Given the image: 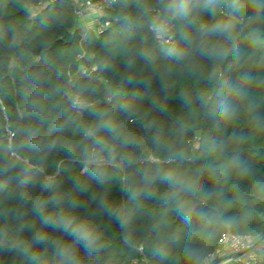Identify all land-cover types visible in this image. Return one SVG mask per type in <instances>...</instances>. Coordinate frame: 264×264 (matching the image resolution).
I'll return each instance as SVG.
<instances>
[{
  "label": "trees",
  "instance_id": "16d2710c",
  "mask_svg": "<svg viewBox=\"0 0 264 264\" xmlns=\"http://www.w3.org/2000/svg\"><path fill=\"white\" fill-rule=\"evenodd\" d=\"M204 2L200 0L195 14L197 22L222 12L219 3L205 8ZM251 14L250 8L236 21L235 47L225 45L229 50L223 58L196 56L172 65L164 92L159 71L170 62L163 48L183 46V25L173 20V39L165 45L157 41L148 25L162 15L158 0H116L104 16L112 25L100 35L91 32L84 48L70 0H0V165L5 158L14 159L6 157L7 123L13 132L22 130L18 140L25 142L17 154V169L0 174V229L20 243L16 251H0V264H58L53 254L56 243H71L66 234L41 223L32 208L36 200L43 203L44 215L72 217L94 229L97 251L88 255L78 248L79 264H202L228 232L263 242L264 9L249 22ZM185 30L193 33V28ZM84 49L88 55L79 59ZM81 65L94 72L80 74L74 90L94 87L90 102L99 109H112L119 126L137 141L127 148L114 145L116 163L107 166L110 178L103 185L62 151L36 152L27 146L30 140L46 142L58 136L49 134V129L65 121V98L49 93L55 86L70 92L68 73ZM213 72L216 75L210 78ZM145 78L152 80L150 88L144 86ZM34 79L42 86L39 97ZM108 92L111 101L105 98ZM201 95L208 98L206 105ZM33 98L41 99L43 113L30 112L27 106ZM129 99L139 107L134 123L119 110ZM221 101L237 109L234 117L220 115ZM94 122L87 112L74 116L59 134L60 142L76 145L79 155L90 144L83 130ZM100 135L112 143L106 133ZM180 152L183 156L177 155ZM125 157L134 162L129 165ZM157 166L174 171L182 184L173 187L157 181L148 189L153 195L130 199L131 190L144 187L142 171ZM20 167H28L34 182L26 190L28 203L23 206L15 197L14 176ZM46 177L54 180V192L41 190ZM53 195L62 201L58 207L45 203ZM181 205L195 209L191 220H185ZM105 208L120 209L123 223ZM37 233L48 242L34 243ZM253 256L250 264H264V248ZM219 263L239 264L233 256L212 262Z\"/></svg>",
  "mask_w": 264,
  "mask_h": 264
},
{
  "label": "clouds",
  "instance_id": "9594fccd",
  "mask_svg": "<svg viewBox=\"0 0 264 264\" xmlns=\"http://www.w3.org/2000/svg\"><path fill=\"white\" fill-rule=\"evenodd\" d=\"M161 4L162 15L153 18L149 23V30L152 32L157 41H167L170 39L172 21H180L183 27L180 29V41L183 43L182 47L175 45L166 46L163 52L167 60L170 62L166 64L159 71V83L162 91H168L167 78L171 75L173 68L172 65H182L190 62L194 57L200 56L202 58L219 60L227 55L228 48L225 45L235 47L236 44V21L247 15L251 8L252 14L248 15L249 22L256 20L259 17L260 11L264 9V3L261 0H205L204 7L217 4L223 6L220 15L211 17L200 18L199 22L195 19V14L200 8V0H158ZM193 28V33L189 35L185 29ZM130 51V49H128ZM145 59L150 57L143 54ZM106 68L107 65H104ZM216 73H211L210 78L215 77ZM248 80V77H245ZM143 84L146 88L152 86V80L145 78ZM33 83L37 85L40 91L37 92V97L41 95L42 86L39 85L38 79H34ZM96 89L91 85H84L78 92L69 93L63 91L60 86H55L50 95H63L65 102L62 108V114L65 121L62 123H53L49 129L51 132H56L58 136L48 141L30 140L27 146L36 152L48 151L56 149L62 151L64 155L70 160L76 161L82 165L81 171L93 178L98 184L103 185L109 180V173L107 166L112 165L115 160V147L118 143L120 147L127 148L137 144L135 138L126 134L119 126L116 119L112 115V109H99L95 107L88 95L94 94ZM181 98L184 100L185 105L189 104V99L181 93ZM200 100L202 104H207L208 98L201 95ZM28 109L37 115L44 112V104L41 99L33 98L28 103ZM120 113L126 120L134 123L139 107L129 99L128 102L119 105ZM87 112L93 117L94 123L83 130V137L85 140L90 141V144L83 147L79 155L77 154V146L69 142H60L59 134L63 133L67 127L68 122L72 121L74 116H81ZM237 109L225 102L221 101L219 104V113L224 118H232L236 115ZM145 127H149L145 125ZM106 133L111 139L109 143L100 133ZM22 134V130H15L11 141L6 145V157H14V159L5 158L2 165H0V174H9L17 169V161L19 159L18 152L25 147V142L18 140V135ZM159 143V139H156ZM107 153V155H105ZM177 155L183 156L180 152ZM127 163L130 165L134 161L130 157H125ZM172 156H168L171 161ZM25 164L28 162L25 160ZM28 167H20L16 172L14 179L18 182V190L15 192L16 200L19 204L26 205L28 203L27 189L30 185L34 186L33 180L28 175ZM141 180L144 185L143 188L133 189L130 192V199L136 200L142 195L151 196L154 193L148 189L159 181L162 184H168L175 187L181 185L182 181L175 175L172 170H165L157 166L154 170L144 169L142 171ZM42 191H53L56 189L54 180L46 177L40 182ZM116 199H119L116 197ZM45 203H51L53 206L58 207L62 201L56 195ZM33 211L41 217V223L49 226L61 233L66 234L71 238V243H56L54 249V256L58 259V264H79L78 248L83 249L84 254L91 255L97 251L98 236L94 229L86 222L76 221L72 217L64 215L53 217L51 215H44L43 203L39 200L32 202ZM105 211L115 217V219L123 223L124 217L120 209L105 208ZM179 211L184 214L185 220H191L192 213L195 211L193 208H185L180 206ZM34 243L46 244L47 237L39 233L34 234ZM20 248V243L15 240H10L7 236L6 230L0 229V251H16ZM27 253L28 249H23ZM35 258V254H33Z\"/></svg>",
  "mask_w": 264,
  "mask_h": 264
},
{
  "label": "built area",
  "instance_id": "2783aa9c",
  "mask_svg": "<svg viewBox=\"0 0 264 264\" xmlns=\"http://www.w3.org/2000/svg\"><path fill=\"white\" fill-rule=\"evenodd\" d=\"M116 0H70V5L73 11V14L75 17H78L81 21H83V28L80 31L81 40L80 43L82 44L84 48V44L88 40V36L91 32L96 33L97 35H100L104 32V30L112 25L111 18L104 17L108 14V9L113 5V3ZM43 4V2H42ZM97 12L99 15L95 18V22L93 24H88L85 22L86 14L91 12ZM174 37V25H171V34L170 39L167 41H160L162 45H165L166 43H169ZM88 55V51L86 49L83 50V53L79 55V59L85 58ZM94 72V68L92 67H84L79 66L78 70H76L75 73L69 72L68 73V85L70 92L69 93H75L77 91L74 90V87L76 85V82L79 78V75L82 73H87L89 75H92ZM106 84L108 85L109 82L106 81ZM107 101L112 100V95L108 92L105 96ZM1 102V99H0ZM95 101H92L91 103L94 105ZM5 111V107H3ZM82 116V115H81ZM14 132L12 129H10L8 123L6 124V136L10 143L11 138L13 136ZM26 161L29 164V161L26 159ZM113 163H116V160H114ZM49 178V177H48ZM228 246L231 248V250L234 252L232 255L235 260L239 264H250L253 261L254 253L257 250H262L264 248V241L258 242L255 238L247 235V236H240L236 235L234 233L228 232L224 234L223 238L219 242V246L213 253H210L203 261L202 264H212V262L220 257L219 250L222 247ZM253 252V254H249L250 252ZM222 264V263H219Z\"/></svg>",
  "mask_w": 264,
  "mask_h": 264
},
{
  "label": "crops",
  "instance_id": "0c3cea01",
  "mask_svg": "<svg viewBox=\"0 0 264 264\" xmlns=\"http://www.w3.org/2000/svg\"><path fill=\"white\" fill-rule=\"evenodd\" d=\"M98 15L99 13L95 11L91 13H87V16H85L86 18L85 22H87L88 24H93L95 22V18ZM80 23H83V21L80 20ZM218 252L220 254V257L232 256L234 254V252L228 246L222 247Z\"/></svg>",
  "mask_w": 264,
  "mask_h": 264
},
{
  "label": "rangeland",
  "instance_id": "374dc122",
  "mask_svg": "<svg viewBox=\"0 0 264 264\" xmlns=\"http://www.w3.org/2000/svg\"><path fill=\"white\" fill-rule=\"evenodd\" d=\"M86 16H87V14H86ZM75 19L77 20V23H76L77 28H79V30H81L83 28L84 24L80 23V19L78 17H75ZM249 254L251 255V254H253V252L251 251Z\"/></svg>",
  "mask_w": 264,
  "mask_h": 264
}]
</instances>
